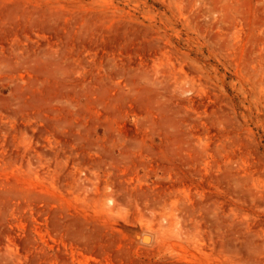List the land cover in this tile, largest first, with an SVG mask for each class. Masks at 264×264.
Listing matches in <instances>:
<instances>
[{"label": "rangeland", "instance_id": "374dc122", "mask_svg": "<svg viewBox=\"0 0 264 264\" xmlns=\"http://www.w3.org/2000/svg\"><path fill=\"white\" fill-rule=\"evenodd\" d=\"M0 264H264V0H0Z\"/></svg>", "mask_w": 264, "mask_h": 264}, {"label": "bare ground", "instance_id": "6f19581e", "mask_svg": "<svg viewBox=\"0 0 264 264\" xmlns=\"http://www.w3.org/2000/svg\"><path fill=\"white\" fill-rule=\"evenodd\" d=\"M149 240H151V237H150L149 235H147V236L145 237V241H149Z\"/></svg>", "mask_w": 264, "mask_h": 264}, {"label": "water", "instance_id": "95a60500", "mask_svg": "<svg viewBox=\"0 0 264 264\" xmlns=\"http://www.w3.org/2000/svg\"><path fill=\"white\" fill-rule=\"evenodd\" d=\"M146 236H147V235H146ZM146 236H144V239H145Z\"/></svg>", "mask_w": 264, "mask_h": 264}]
</instances>
